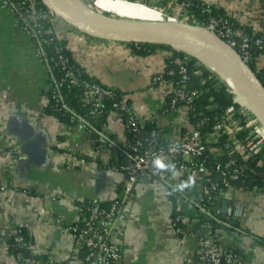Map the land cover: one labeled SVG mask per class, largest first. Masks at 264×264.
Masks as SVG:
<instances>
[{
	"label": "crops",
	"instance_id": "0c3cea01",
	"mask_svg": "<svg viewBox=\"0 0 264 264\" xmlns=\"http://www.w3.org/2000/svg\"><path fill=\"white\" fill-rule=\"evenodd\" d=\"M140 1L147 6L127 0L93 3L107 15L142 22H163L159 11L177 10L173 0ZM203 1L232 24L249 28L252 37L264 39V0ZM54 26L71 62L117 92L142 125L155 124L164 142L177 143L192 129L185 105L165 106L174 89L165 77L170 51L155 48L138 56L130 44L88 37L60 19ZM255 67L264 70V52ZM48 81V68L33 41L12 8L0 0V264H17L8 240L18 229L25 231L38 264H77L83 253L69 227L82 222L88 204H110L122 195L125 176L113 166L118 160L115 147H124L128 139L123 120L110 112L103 125L106 135L97 144L79 125L45 112ZM182 177L177 181L183 182ZM205 193L198 184L179 195L158 181L138 182L112 224L110 241L122 251L114 264H194L202 238L242 264H264V193L242 187L219 192L215 212L227 201L239 204L243 214L233 220L237 224L218 223L213 233L203 222L200 201Z\"/></svg>",
	"mask_w": 264,
	"mask_h": 264
},
{
	"label": "built area",
	"instance_id": "2783aa9c",
	"mask_svg": "<svg viewBox=\"0 0 264 264\" xmlns=\"http://www.w3.org/2000/svg\"><path fill=\"white\" fill-rule=\"evenodd\" d=\"M197 1H202L205 4L202 12L208 15L204 27L201 28L223 40L240 55L246 64L253 60L254 56L251 52L253 48L264 52L263 38L249 39L244 36L242 30L233 28L226 19L210 16L212 8L216 9L217 7L206 4L203 0H183L181 4H177L173 0V5L177 6L175 12L169 14L158 11L162 14L164 21L187 24L186 22L190 19L187 10ZM1 2L4 6L11 7L16 13L20 28L33 41L37 56L44 61L48 68V94L50 108L54 113L68 115L71 124L79 125L83 130L91 133L90 123L77 115L68 106L61 93L64 87H72L78 88L80 104L84 107H89L88 115L92 118L102 114L104 108L103 101L105 99L111 100L112 113L117 114L121 119L122 117L125 118V130L131 134L132 139L124 147H115L116 154H123L125 156L124 162L115 168V170L123 173L125 176L122 195L107 206L90 203L85 208L82 222L69 227L76 248L85 252L84 258L77 264H114L122 259V251L119 246L110 241L112 224L123 213L124 205L134 186L138 182L158 181L166 190L171 191L172 186L180 183L177 181L178 176L174 178L171 171L158 173L154 171L152 160L156 156L164 159L165 163H174L180 177L189 175L194 178H200L208 175L204 162L195 161L201 158L206 151L207 142L202 140L199 130L205 124V120L200 121L196 128H192L190 131L184 133L182 139L177 143H160L155 130H152L146 137L142 138L140 135L141 126L143 125L132 108L118 96L117 92L102 87L97 83H79V71L69 65L68 59L65 56L66 50L64 46L55 45L52 47V53L48 52L49 45L55 42V40H59L54 26L57 18L48 9L39 7V0H1ZM141 3L144 4V2ZM174 64L177 66L178 74L180 75V87L172 90L170 107L173 109L177 103H183L190 110V104L196 96V92H187L185 90L188 79L181 60L175 59ZM54 70H59V77L53 73ZM166 75L173 77L174 71L170 70ZM238 114L241 118L246 119L245 128L248 130L249 138L245 143L240 144L235 139V134L241 130V127L238 122L232 120L235 113L232 112L231 108L226 112V116L228 117L226 118L224 127L229 136L231 146L238 154L243 156L244 162L264 150V131L258 121L252 118L250 113L245 112L241 108ZM230 121L233 123L231 127L228 126ZM259 164L264 165V159L259 161ZM216 169L223 178L225 188L229 189L231 186L227 182V179L229 181L243 180L247 167L243 163L237 164L235 161H231L223 167L217 165ZM211 190L215 191L216 185H212ZM186 191L187 189L183 192L174 193L184 195ZM202 210L204 214L210 216V213H206L203 208ZM242 214L243 210L239 204L228 205L226 214L223 216L224 222L240 219ZM19 233V230L14 233V242L23 244V237ZM198 245L200 254L194 264H220L222 262L225 264H242L234 254L227 252L209 238H202L199 240ZM17 264L38 263L32 257H24L18 253Z\"/></svg>",
	"mask_w": 264,
	"mask_h": 264
},
{
	"label": "trees",
	"instance_id": "16d2710c",
	"mask_svg": "<svg viewBox=\"0 0 264 264\" xmlns=\"http://www.w3.org/2000/svg\"><path fill=\"white\" fill-rule=\"evenodd\" d=\"M129 2H139L140 0H127ZM177 4H181L183 0H174ZM142 4V3H141ZM144 5L147 6L146 3ZM39 7L45 8L41 3H39ZM149 7V6H148ZM205 7V4L202 1L195 2L188 10V16L190 19L186 22L189 25L204 27V23L206 22L208 15L203 14L202 9ZM212 17H222L227 20V22L233 27L242 30L244 36L249 39L261 38L260 35L251 36V32L249 28L236 26L232 24L228 18H226L222 12L216 8H212L210 14ZM55 45L63 46L64 43L59 40H55V42L49 45L48 52L52 53V47ZM136 54L138 56H147L151 53L155 48H161L168 50L172 53L171 57L167 59V66L165 70V77L170 80L173 84L174 88L180 87L179 80L180 75L178 74V68L174 64L175 59H180L183 67L186 70L187 82L185 85V90L187 92H196V96L194 97L192 103L190 104V110L188 111V119L192 128H196L198 123L202 120H205V124L202 125L199 130L201 133V138L203 141H206V151L203 156L195 161L200 162L203 161L205 168L207 169L208 175L205 177L196 178L195 184L201 186L206 193L202 197V202H200L201 207L206 211V213H210V216L204 214L203 222H208L211 227V233L216 228L218 223L224 222V218L221 217L220 213L214 211V202L215 196L219 194V192L226 190L223 182V178L219 171H217V165L221 167L225 166L227 163L231 161H235L237 164H245L247 167L246 175L241 181H229L227 182L231 187H242L246 190H261L264 193V165L259 164V161L264 159V150L257 153L254 157L247 159L243 162V156L238 154L233 147L231 146V142L229 140V136L225 131L226 124V112L228 109H232V112L235 113L233 115L232 120L238 122L241 130L235 134V139L239 141L240 144L245 143V141L249 138L248 130L245 128V118H241L238 114L241 106L236 103L234 95L231 93L230 89L221 82L218 77L199 64L193 58L183 54L181 52H177L172 50L167 46H159V45H149V44H130ZM253 53V60L248 62L247 65L250 69L257 75L258 79H260L263 87H264V70L257 71L255 67L256 58L262 54L263 52L257 51L254 48L251 51ZM65 56L68 59V63L70 66L74 67L79 71L78 81L79 83L83 82H92L97 83L96 81L91 80L84 71L77 65L73 64L69 58V53L66 51ZM173 70L174 76L168 77L166 74L168 71ZM53 73L59 77V70H54ZM65 102L68 106L75 111V113L86 121L90 123L91 133L90 135L94 140H97V144L103 140V137L106 135L103 132V125L106 124L107 116L112 111L111 110V100L105 99L103 101V112L101 115L92 118L88 115L89 107H84L80 104L79 101V93L78 88L72 87H64L61 91ZM119 96V95H118ZM170 99L171 95L166 98L165 106L170 108ZM180 105H184L183 103H177L175 108ZM45 112L50 115H54L58 117L60 120L64 122H69L68 115H62L58 113H54L50 108V100L48 99V104L46 106ZM123 122H125V118L122 117ZM152 130L157 132V137L160 143H165L161 139V133L159 128L155 126L153 123L146 122L143 126H141V137H146ZM127 142L132 139L131 134L127 133ZM121 147V146H120ZM215 149L216 153H213L211 150ZM118 157L117 163L113 166L116 168L120 163L124 162L125 156L123 154H116ZM112 167V166H111ZM187 178L182 177L181 180L184 181ZM216 185V190L212 191L211 186ZM170 193V190H168ZM172 197V196H170ZM89 205V204H88ZM87 205V206H88ZM102 206H107L108 204H100ZM175 216V213H173ZM175 222V221H174ZM20 231L19 235L23 237V244H17L14 242V235L12 238L8 240L9 249L12 252L13 256L17 259V254L20 253L24 257H32L36 259L32 253H30L29 242L26 236L25 231L22 229H18ZM216 244V243H215ZM82 251L81 260L85 256L84 250Z\"/></svg>",
	"mask_w": 264,
	"mask_h": 264
},
{
	"label": "water",
	"instance_id": "95a60500",
	"mask_svg": "<svg viewBox=\"0 0 264 264\" xmlns=\"http://www.w3.org/2000/svg\"><path fill=\"white\" fill-rule=\"evenodd\" d=\"M39 1L56 18L88 37L126 44L167 46L193 58L214 73L230 89L236 103L243 107L232 85L238 89L239 94L247 100L249 112L264 130V87L260 79L234 49L213 33L183 23L121 19L99 10L81 7L80 4L70 6L65 0ZM206 62L211 65L208 66ZM227 208L228 202L223 201L221 216L226 214ZM228 222L237 224L233 220Z\"/></svg>",
	"mask_w": 264,
	"mask_h": 264
},
{
	"label": "clouds",
	"instance_id": "9594fccd",
	"mask_svg": "<svg viewBox=\"0 0 264 264\" xmlns=\"http://www.w3.org/2000/svg\"><path fill=\"white\" fill-rule=\"evenodd\" d=\"M153 169L156 173L162 171H171L172 176L175 178L179 176L178 171L174 163H165V160L160 156H156L152 160ZM195 185V179L193 177H188L186 181L180 182L171 187L172 192H183L185 189L193 187Z\"/></svg>",
	"mask_w": 264,
	"mask_h": 264
},
{
	"label": "bare ground",
	"instance_id": "6f19581e",
	"mask_svg": "<svg viewBox=\"0 0 264 264\" xmlns=\"http://www.w3.org/2000/svg\"><path fill=\"white\" fill-rule=\"evenodd\" d=\"M65 2H66L68 5H70V6H78V5L81 3V2L78 3L79 0H65ZM206 64H207L208 66L211 65V63H209V62H206ZM220 71H221V70H220ZM232 86H233V88H234V90H235V93H236V95H237V99H238V101H239L242 105H244L243 108H244L246 111L249 112V109H248V107H247V100L239 94L238 89H237L236 87H234V85H232ZM235 88H236V89H235ZM263 131H264V130H263Z\"/></svg>",
	"mask_w": 264,
	"mask_h": 264
},
{
	"label": "rangeland",
	"instance_id": "374dc122",
	"mask_svg": "<svg viewBox=\"0 0 264 264\" xmlns=\"http://www.w3.org/2000/svg\"><path fill=\"white\" fill-rule=\"evenodd\" d=\"M93 1L94 0H89V2H87L86 0H79V2L78 3H80V6L81 7H85V8H89V9H94L95 11H97V9L93 6ZM137 2V1H136ZM58 19V18H57ZM200 64V63H199ZM242 106H244V105H242ZM243 110H245L243 107H241ZM245 112H248V111H246L245 110ZM248 113H250V112H248ZM251 114V113H250ZM251 116H252V118L254 119V120H256L255 119V117L251 114ZM257 121V120H256Z\"/></svg>",
	"mask_w": 264,
	"mask_h": 264
}]
</instances>
